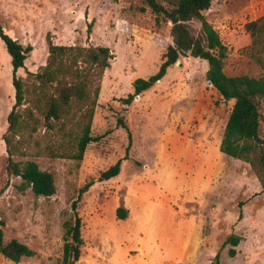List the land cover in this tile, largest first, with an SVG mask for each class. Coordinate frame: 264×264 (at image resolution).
I'll return each instance as SVG.
<instances>
[{"label":"rangeland","instance_id":"rangeland-1","mask_svg":"<svg viewBox=\"0 0 264 264\" xmlns=\"http://www.w3.org/2000/svg\"><path fill=\"white\" fill-rule=\"evenodd\" d=\"M132 6L142 3L0 0L5 32L32 48L18 71L24 80L46 65L48 37L56 45L108 47L114 55L92 123V135L102 138L87 147L81 162L44 152L59 137L43 126L30 137L26 159L53 173L57 185L54 197H37L6 171L3 136L15 89L11 57L0 39V223L5 242L16 239L35 251L20 263L2 257L0 264H62L63 223L90 182L78 205L84 239L79 264H212L217 255L220 264H264V190L249 163L220 150L234 101L209 84L207 62L181 58L154 88L125 103L133 82L156 74L173 44L169 28L154 33L150 11L137 13ZM204 14L228 48L225 72L258 74L245 26L264 15V0H215ZM200 27L191 23L194 34ZM119 119L132 134L128 159V133ZM121 159L120 175L101 180ZM119 208L126 219L118 217ZM232 235L242 238L233 258L226 243Z\"/></svg>","mask_w":264,"mask_h":264},{"label":"trees","instance_id":"trees-1","mask_svg":"<svg viewBox=\"0 0 264 264\" xmlns=\"http://www.w3.org/2000/svg\"><path fill=\"white\" fill-rule=\"evenodd\" d=\"M109 1L118 4L123 0ZM139 1L142 6H132L130 11L141 14L150 11L154 25L151 30L157 33L169 28L173 44L167 48L164 61L156 74L133 82L134 92L124 100L125 103H131L136 96L154 88L181 58L192 57L206 61L207 81L211 82L225 101H234L220 150L229 157L249 163L264 190V15L245 26L251 38L250 57L259 68V73L231 76L225 72L228 48L204 14L215 0ZM126 20L130 21L128 17ZM195 21L201 24L197 34L191 29V23ZM93 25L91 22L87 26L89 37ZM0 39L11 57L15 89V104L8 115V128L3 136L8 154L7 174L21 178L22 185L31 188L37 197H54L57 194L54 174L42 170L36 161L26 159L31 149L29 139L43 126L59 137L47 145L44 152L53 158L81 162L87 147L102 138L92 135V123L104 75L111 67L114 55L108 47L56 45L48 37L46 65L38 73H29L27 80H24L18 76V71L25 68L32 48H24L19 41L10 37L1 19ZM118 125L128 133L125 156L128 159L133 145L132 134L123 119L118 120ZM122 162L123 159L119 160L102 173L100 179L118 177ZM93 185L90 182L80 189L78 197L72 202V213L66 215L63 223L62 264H79L81 259L84 239L78 205ZM117 214L120 219L127 217V212L122 208L118 209ZM3 226L0 223V258L20 263L23 258L35 256L34 250L16 239L5 242ZM241 241L240 236L229 237L226 243L232 246L230 257L237 255L236 247ZM212 264H220V255L216 256Z\"/></svg>","mask_w":264,"mask_h":264},{"label":"water","instance_id":"water-1","mask_svg":"<svg viewBox=\"0 0 264 264\" xmlns=\"http://www.w3.org/2000/svg\"><path fill=\"white\" fill-rule=\"evenodd\" d=\"M180 63H181L180 61H177V65H179ZM209 84L212 85L211 82H209Z\"/></svg>","mask_w":264,"mask_h":264},{"label":"crops","instance_id":"crops-1","mask_svg":"<svg viewBox=\"0 0 264 264\" xmlns=\"http://www.w3.org/2000/svg\"><path fill=\"white\" fill-rule=\"evenodd\" d=\"M130 26H132V25H130Z\"/></svg>","mask_w":264,"mask_h":264}]
</instances>
